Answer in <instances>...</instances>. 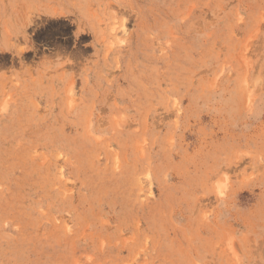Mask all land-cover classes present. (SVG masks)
<instances>
[{
	"label": "rangeland",
	"instance_id": "374dc122",
	"mask_svg": "<svg viewBox=\"0 0 264 264\" xmlns=\"http://www.w3.org/2000/svg\"><path fill=\"white\" fill-rule=\"evenodd\" d=\"M0 264H264V0H0Z\"/></svg>",
	"mask_w": 264,
	"mask_h": 264
}]
</instances>
